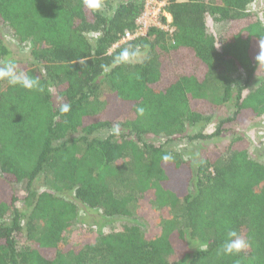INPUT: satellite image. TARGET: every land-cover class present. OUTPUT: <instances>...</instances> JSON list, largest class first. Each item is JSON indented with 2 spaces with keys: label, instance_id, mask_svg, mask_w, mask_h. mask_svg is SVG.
Masks as SVG:
<instances>
[{
  "label": "trees",
  "instance_id": "1",
  "mask_svg": "<svg viewBox=\"0 0 264 264\" xmlns=\"http://www.w3.org/2000/svg\"><path fill=\"white\" fill-rule=\"evenodd\" d=\"M166 1L174 33L154 27L114 48L146 0H98L96 9L85 0H0V31L27 50L18 59L0 34V66L14 61L43 88L0 80V264H264V163L241 133L264 116V78L250 88L264 76L256 59L264 0L263 19L249 11L256 0ZM209 18L225 25L220 38ZM124 48L141 56L114 65ZM64 103L71 110L61 114ZM213 119L211 133L189 135ZM117 123L119 135L98 136ZM225 134L224 149L195 162L168 149ZM146 198L171 213L160 235L133 224L94 242L66 240L79 207L125 218ZM230 230L249 244L239 254L220 250Z\"/></svg>",
  "mask_w": 264,
  "mask_h": 264
},
{
  "label": "rangeland",
  "instance_id": "2",
  "mask_svg": "<svg viewBox=\"0 0 264 264\" xmlns=\"http://www.w3.org/2000/svg\"><path fill=\"white\" fill-rule=\"evenodd\" d=\"M186 1V0H179ZM249 11L259 18L263 19V2L262 0H256L254 4L249 7ZM207 27L210 34L221 37L225 31V25L217 24L212 18L207 21ZM2 37L6 40L7 44L10 46L11 50L14 52L15 56L20 60H24L27 50L23 49L18 45L15 40L10 36V34L4 31H0ZM264 76H258L252 81L250 88H256L260 85ZM221 91V90H220ZM219 91V93H220ZM234 105L224 108L221 111L222 116H227L233 113ZM215 121L202 123L194 128H191L189 135H195L201 131H207L211 133L215 129ZM247 134L252 141L251 154L253 158L264 163V116L247 121L241 127V133ZM114 133L110 129L101 130L98 133L100 138H107ZM232 136L224 135L220 138H215L212 140H199L190 143L189 141H181L178 143H171L169 145V151H176L180 153L183 160L186 162H195L198 160L199 155L203 152L213 151L215 148L224 149L225 146L230 142ZM146 142L158 144V139L156 138H146ZM46 182L41 181L37 187L39 189H45ZM177 187V186H176ZM17 190L21 195H25L26 184H20L17 186ZM115 190L121 194L126 195L128 191L124 187L115 185ZM152 198H146L139 201L131 207V215L125 218H106L99 211H92L80 208L78 221L76 226H73L65 235L68 242L74 244H84L86 242H94L99 238L100 234L110 233L115 230H120L124 226H129L133 224L140 225L142 230L146 233L148 237L158 236L162 231V223L165 218L170 217V212L166 210L157 209L154 205ZM22 245H26V241H21Z\"/></svg>",
  "mask_w": 264,
  "mask_h": 264
},
{
  "label": "clouds",
  "instance_id": "3",
  "mask_svg": "<svg viewBox=\"0 0 264 264\" xmlns=\"http://www.w3.org/2000/svg\"><path fill=\"white\" fill-rule=\"evenodd\" d=\"M85 4L90 9H96L98 7V0H85ZM141 56L139 49H122L118 55L113 59V64H128L137 60ZM258 62L264 61V40H260V52L256 57ZM106 67V66H103ZM0 80L6 81L11 86H20L24 89L33 90L39 88L40 91H43V88L39 87V82L37 79H34L32 76L18 71L17 65L14 61H8L3 66H0ZM71 110V105L64 103L60 106V113L66 114ZM145 109L139 107L137 113L140 116H143ZM112 132L116 135L120 134V125L114 124L112 127ZM172 159V156L165 154L162 156V160L167 162ZM249 247V244L244 240L237 231L230 230L227 233V239L224 241L221 252L225 255L239 254L246 250Z\"/></svg>",
  "mask_w": 264,
  "mask_h": 264
},
{
  "label": "built area",
  "instance_id": "4",
  "mask_svg": "<svg viewBox=\"0 0 264 264\" xmlns=\"http://www.w3.org/2000/svg\"><path fill=\"white\" fill-rule=\"evenodd\" d=\"M167 1L146 0L142 15L138 18L133 32L127 31L123 39L114 48L124 43L144 38L151 28L161 29L169 34L174 33L172 17L166 10ZM163 18L166 23L163 22Z\"/></svg>",
  "mask_w": 264,
  "mask_h": 264
}]
</instances>
